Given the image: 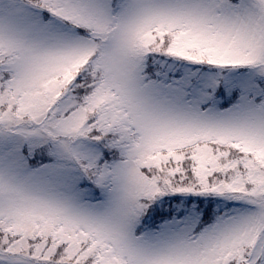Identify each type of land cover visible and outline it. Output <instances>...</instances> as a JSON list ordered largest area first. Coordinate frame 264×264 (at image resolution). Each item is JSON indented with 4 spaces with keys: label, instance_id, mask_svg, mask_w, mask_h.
<instances>
[{
    "label": "snow or ice",
    "instance_id": "6c2138e0",
    "mask_svg": "<svg viewBox=\"0 0 264 264\" xmlns=\"http://www.w3.org/2000/svg\"><path fill=\"white\" fill-rule=\"evenodd\" d=\"M0 264H264V0H0Z\"/></svg>",
    "mask_w": 264,
    "mask_h": 264
}]
</instances>
